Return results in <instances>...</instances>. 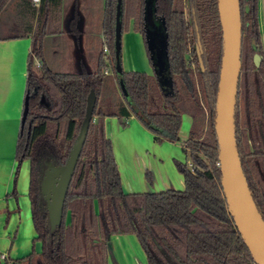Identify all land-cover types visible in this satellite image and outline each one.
<instances>
[{
  "label": "trees",
  "instance_id": "obj_1",
  "mask_svg": "<svg viewBox=\"0 0 264 264\" xmlns=\"http://www.w3.org/2000/svg\"><path fill=\"white\" fill-rule=\"evenodd\" d=\"M9 1L0 0V13ZM258 2L240 0L243 36L235 129L243 169L264 219V51ZM117 3L106 0L103 27L109 52L103 46L98 49L93 70L57 72L45 64L34 68L35 59L43 58L45 37L61 31L63 0H42L39 5L23 0L24 31L5 37L32 39L29 113L16 155L19 163L30 161L33 242H40L41 250L34 248L17 260L0 258V264H10V260L16 264H108L110 239L117 234L136 235L147 264H258L238 230L221 183L216 103L223 30L218 0H122V34L133 20V29L145 40L150 38V28L156 27L163 44L165 19L169 90L156 74L135 70L123 72L122 88L116 72ZM71 32L79 33L75 19ZM147 51L152 58L149 46ZM257 52L263 56L259 67L254 63ZM106 68L112 74H106ZM91 90L97 95L93 118L67 193L62 225L52 231L41 194L46 160L56 165L66 162L80 133ZM188 106L195 112L182 142L187 161L175 160L184 176V189L125 192L105 119L117 117L126 126L135 116L153 133L155 142L175 143L181 139ZM200 111H206V124Z\"/></svg>",
  "mask_w": 264,
  "mask_h": 264
},
{
  "label": "crops",
  "instance_id": "obj_2",
  "mask_svg": "<svg viewBox=\"0 0 264 264\" xmlns=\"http://www.w3.org/2000/svg\"><path fill=\"white\" fill-rule=\"evenodd\" d=\"M22 5L23 0H20L18 2L20 20L15 24L21 25L19 33H23L26 26L20 23L24 22L21 17ZM104 15V0H63L59 23L61 31L45 37L42 42L44 54L43 58L38 59V65L56 66L57 72H71L72 69L79 72L84 67L93 70L99 43H102L104 48L106 37L103 27ZM74 19L78 34L71 32V22ZM9 35L12 34L0 35V253H6L9 258L17 260L28 256L34 248L39 252L41 243L33 242L36 231L29 198L30 161L23 160L18 169L16 155L27 95L32 39L31 36L5 38ZM122 52V66L125 71L136 70V65L144 67L143 69L150 65L154 68L143 35L133 28L122 35ZM69 69L71 70L68 71ZM150 73L157 75L155 68ZM189 118L188 129L185 130L182 125L181 139L175 143L155 142L153 133L135 116L127 120L126 126H122L117 117L105 119L106 133L113 143L125 192L184 189L183 174L173 164V167L167 166L173 163L170 157L176 159L174 157L178 155L176 148L181 149L182 142L189 135L193 125L190 114ZM152 142L158 152H150ZM163 148H173L174 152L168 155L161 151ZM164 155L169 156L167 164L163 160ZM131 238L130 234H117L111 237L108 264H147L144 250L138 241L135 243ZM117 239H120L118 244ZM117 246H121L122 251Z\"/></svg>",
  "mask_w": 264,
  "mask_h": 264
},
{
  "label": "water",
  "instance_id": "obj_3",
  "mask_svg": "<svg viewBox=\"0 0 264 264\" xmlns=\"http://www.w3.org/2000/svg\"><path fill=\"white\" fill-rule=\"evenodd\" d=\"M121 5L122 0H118L115 37L116 72L119 82L124 88V69L120 59L122 51ZM218 7L223 30V57L216 103V133L222 171L221 183L238 230L249 247L255 262L264 264V219L255 203L243 169L235 129L243 36L240 0H218ZM248 8L249 6L247 5L246 10ZM151 36L149 38L151 39L149 48L157 76L162 80L164 74L170 83L168 60L166 53L163 52V44L158 38V34L154 31H152ZM260 60V54L256 53L254 61L257 66L260 64ZM164 67L165 69H163ZM44 101L45 97L42 96V102ZM96 101L95 90H91L80 133L66 162L62 165H56L50 158L46 160V169L41 182V194L46 202L52 231L62 225L67 193L86 139L89 124L93 118ZM28 113L29 95H26L21 123L22 131L25 127ZM30 128L31 123H29Z\"/></svg>",
  "mask_w": 264,
  "mask_h": 264
},
{
  "label": "rangeland",
  "instance_id": "obj_4",
  "mask_svg": "<svg viewBox=\"0 0 264 264\" xmlns=\"http://www.w3.org/2000/svg\"><path fill=\"white\" fill-rule=\"evenodd\" d=\"M19 1L20 0H11L9 5L5 8V11L1 14V16H0V35L19 33L21 31V29H22L21 25L20 26L19 25H15L16 22L18 23V21L20 20V18H18L20 16V15L18 16V14H19L18 2ZM104 1H105V7H106V0H104ZM258 18H259V25H260L259 27H260V33H261V40H262V45H263V48H264V0H259V2H258ZM20 23L22 25H24L26 22L25 21L24 22L21 21ZM9 24H11V25H9ZM5 26H9V27H5ZM133 26H134V22L132 20V22L130 24V28H133ZM99 48H102V43H99L98 49ZM43 54H44V52H43ZM122 54H123V52H122ZM127 58L128 57H126V60H127ZM121 60L123 62V58H121ZM37 61H38V59H35V63H34V68L35 69H38L40 67V65H38ZM47 66L49 68H51L52 70H54V71L58 70V68L56 66H53V65H47ZM136 66H137L138 70L136 69L135 71H144V72H147V73L149 72V74H151L150 72H152L153 69H154L151 65L148 66L147 69H143L144 67L141 68L140 65H136ZM79 68L81 69V66ZM70 70L71 69H69L68 71H70ZM81 70H79V71H81ZM71 72H78V71L77 70L73 71V69H72ZM110 74H112V72ZM165 77L166 76L163 74L162 80L159 79V81L162 82L161 84L163 85V88L166 87L169 90L170 83H169V80L167 79V77L166 78ZM190 108L188 106V109L190 111L188 114L187 113H183V123H182L183 127L182 128H184L185 130L188 129V127H189V122H190L189 121V119H190L189 118V114L192 116L193 122H194V116H193L194 113L193 112H195V110H194V107H192V106ZM200 112H201V114H200L201 118L205 121V124H206V111H200ZM150 145H151L150 152H152V153L153 152H158L157 149H154L153 142ZM173 148H171V149L163 148V149H161V151L163 150V152L167 153L168 155H172V153L174 152ZM176 149L178 151V155H175L174 157L176 159H178V158L179 159H183L181 161L186 162L187 161L186 160V156H185V154H183L184 152L182 151L183 148L181 147V149H180V147H179V149L178 148H176ZM164 156L165 157H163V160H165L166 164L169 163V156H166V155H164ZM170 158H171L173 163H171L170 166H167V167H173V165H174L176 167V169L180 172V170L178 169V167L176 165V162H175L176 159H174L173 157H170ZM20 163L18 161L17 167L20 166ZM16 175H18V170H17ZM130 236L132 237L131 239H133V241L135 243H137L138 239H137L136 235L130 234ZM119 240L120 239L116 240L117 244L119 243ZM31 243H32V241H31ZM135 243H134V246L136 245ZM138 243H139V241H138ZM139 245H140V243H139ZM117 247L121 248L120 251H122L123 248L121 246H117ZM140 247L142 249L141 245H140ZM21 264H23V263L21 262Z\"/></svg>",
  "mask_w": 264,
  "mask_h": 264
},
{
  "label": "flooded vegetation",
  "instance_id": "obj_5",
  "mask_svg": "<svg viewBox=\"0 0 264 264\" xmlns=\"http://www.w3.org/2000/svg\"><path fill=\"white\" fill-rule=\"evenodd\" d=\"M247 6V5H246ZM260 26V25H259ZM154 30V32L156 33V34H158V32H156V27L154 28V29H151L150 28V30H149V34L148 35H150L151 36V33H152V31ZM261 34V33H260ZM123 35V34H122ZM151 38H152V36H151ZM144 41H145V43H146V45H147V49H148V46H149V41H150V44H151V39H146L145 40V38H144ZM262 44V43H261ZM253 45H254V49H256V50H258V48H259V46L257 45V43L255 42V41H253ZM262 48H263V45L261 46ZM190 50H192V49H190ZM263 51H264V48H263ZM163 52L164 53H166V57L168 58V55H169V52H168V46H167V31H166V24H165V19H163ZM258 53V52H257ZM256 54V53H255ZM255 54H254V56H255ZM259 54V53H258ZM189 56H190V51H188L187 53H186V58L187 59H189ZM260 56H261V60H260V64H261V61H262V59H263V56L260 54ZM121 58H122V51H121ZM149 58H150V56H149ZM150 60H151V62H153V60H152V58H150ZM254 63H255V61H254ZM260 64L257 66L256 65V63H255V65L257 66V67H259L260 66ZM163 69H165V67L163 68ZM155 74V73H154Z\"/></svg>",
  "mask_w": 264,
  "mask_h": 264
},
{
  "label": "built area",
  "instance_id": "obj_6",
  "mask_svg": "<svg viewBox=\"0 0 264 264\" xmlns=\"http://www.w3.org/2000/svg\"><path fill=\"white\" fill-rule=\"evenodd\" d=\"M42 0H32V2L35 4V5H39L41 3ZM104 51L105 52H109V48H108V45H107V38L105 37L104 39ZM106 74H110L111 73V70L109 68H106L105 71H104ZM221 164V162L219 163ZM190 166H191V169H193V165L190 163ZM0 258L3 262H5L6 260H9V257L6 253H0ZM10 264H16V263H12L11 260H10Z\"/></svg>",
  "mask_w": 264,
  "mask_h": 264
}]
</instances>
